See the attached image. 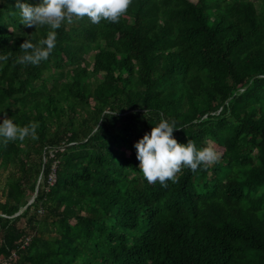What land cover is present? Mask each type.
I'll return each instance as SVG.
<instances>
[{
    "label": "trees",
    "instance_id": "16d2710c",
    "mask_svg": "<svg viewBox=\"0 0 264 264\" xmlns=\"http://www.w3.org/2000/svg\"><path fill=\"white\" fill-rule=\"evenodd\" d=\"M48 30L0 0V122H40L0 143V263L264 264V0H133L18 63ZM161 119L219 161L148 182L134 144Z\"/></svg>",
    "mask_w": 264,
    "mask_h": 264
},
{
    "label": "clouds",
    "instance_id": "9594fccd",
    "mask_svg": "<svg viewBox=\"0 0 264 264\" xmlns=\"http://www.w3.org/2000/svg\"><path fill=\"white\" fill-rule=\"evenodd\" d=\"M132 2L133 0H40V3L33 5L26 0H17L23 25H34L36 28L46 25L49 29L46 36L37 42L27 39L21 44L23 54L17 57V62L39 64L47 60L57 44L56 30L65 20L87 17L96 24L102 20L119 22ZM6 59V55H0V60ZM39 126L40 122L35 120L22 126L14 117L5 115L0 122V143L23 141L27 137L37 138ZM177 128L175 119H161L134 144L140 161L139 171L148 182L155 183L158 180L162 186H167V181L175 180L176 174L183 167L195 171L219 161L221 153L211 145L197 147L193 139H189L187 143L178 142L173 135Z\"/></svg>",
    "mask_w": 264,
    "mask_h": 264
},
{
    "label": "water",
    "instance_id": "95a60500",
    "mask_svg": "<svg viewBox=\"0 0 264 264\" xmlns=\"http://www.w3.org/2000/svg\"><path fill=\"white\" fill-rule=\"evenodd\" d=\"M37 187V186H36ZM37 191V190H36ZM36 191H35V193H34V196L31 198V200L28 202V204H30V203H32L33 202V200H34V198H35V195H36ZM19 213H21V211L20 212H18L16 215H18Z\"/></svg>",
    "mask_w": 264,
    "mask_h": 264
},
{
    "label": "rangeland",
    "instance_id": "374dc122",
    "mask_svg": "<svg viewBox=\"0 0 264 264\" xmlns=\"http://www.w3.org/2000/svg\"><path fill=\"white\" fill-rule=\"evenodd\" d=\"M208 145H211V143H208ZM1 179H2V181L0 182V188L2 187L4 177H1ZM51 181H53V176H51Z\"/></svg>",
    "mask_w": 264,
    "mask_h": 264
},
{
    "label": "built area",
    "instance_id": "2783aa9c",
    "mask_svg": "<svg viewBox=\"0 0 264 264\" xmlns=\"http://www.w3.org/2000/svg\"><path fill=\"white\" fill-rule=\"evenodd\" d=\"M0 264H7V261H3L2 263H0Z\"/></svg>",
    "mask_w": 264,
    "mask_h": 264
}]
</instances>
